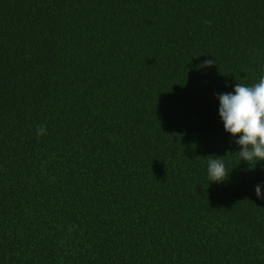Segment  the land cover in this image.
Segmentation results:
<instances>
[{"label":"trees","instance_id":"trees-1","mask_svg":"<svg viewBox=\"0 0 264 264\" xmlns=\"http://www.w3.org/2000/svg\"><path fill=\"white\" fill-rule=\"evenodd\" d=\"M261 76L264 0H0V264H264L217 99Z\"/></svg>","mask_w":264,"mask_h":264},{"label":"clouds","instance_id":"clouds-1","mask_svg":"<svg viewBox=\"0 0 264 264\" xmlns=\"http://www.w3.org/2000/svg\"><path fill=\"white\" fill-rule=\"evenodd\" d=\"M216 60H207L201 67H211ZM219 115L225 131L237 138L236 144L240 150L235 153L240 161L247 162L254 170L256 165L264 161V76L254 85L246 86L237 83L234 93L218 94ZM46 128H37V134L43 135ZM199 158V157H197ZM208 176L210 182H223L228 179L224 158L209 156L207 159ZM255 162V167L253 163ZM259 199H264L262 186L255 188Z\"/></svg>","mask_w":264,"mask_h":264}]
</instances>
